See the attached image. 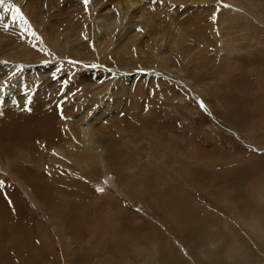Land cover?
<instances>
[{"label": "rangeland", "instance_id": "374dc122", "mask_svg": "<svg viewBox=\"0 0 264 264\" xmlns=\"http://www.w3.org/2000/svg\"><path fill=\"white\" fill-rule=\"evenodd\" d=\"M9 4L0 264H264V0Z\"/></svg>", "mask_w": 264, "mask_h": 264}, {"label": "bare ground", "instance_id": "6f19581e", "mask_svg": "<svg viewBox=\"0 0 264 264\" xmlns=\"http://www.w3.org/2000/svg\"><path fill=\"white\" fill-rule=\"evenodd\" d=\"M142 15H144V13L142 12L141 13V16L140 17H142ZM146 16V15H145ZM145 18V17H144ZM147 24H152V22H151V19H149V20H147ZM0 87H1V85H0ZM2 89V88H1ZM4 97H5V95H4ZM46 98H48L49 100H51L50 99V97H46ZM2 99V98H1ZM20 99V98H19ZM18 99V100H19ZM27 101L28 99H27V97L26 96H23V97H21V99H20V101L22 102V101ZM20 102V103H21ZM17 103H19L17 100L16 101H14L11 97H6V98H3L2 99V101H1V103H0V116H2L6 111H8V110H10V109H13V107L15 106V105H17ZM5 115V114H4ZM62 122L65 124V125H68L69 124V121L66 119L65 120V118L64 117H62ZM68 127V126H67ZM38 130H40V129H36L35 130V133H34V135H33V138L35 137V138H37L36 136H40V134L41 133H39L38 132ZM41 131V130H40ZM42 132V131H41ZM36 135V136H35ZM5 137H7L8 139H10V137H12L11 135H5ZM4 137V138H5ZM44 138L45 139H47V141L48 142H50V140H51V138L49 137V134L48 133H45V135H44ZM34 140V139H33ZM83 141L85 142V144L87 145V144H89V139L88 138H85V137H83ZM55 152H57V153H61V149H57V150H54ZM38 186H39V184H38ZM55 185H52V184H47L46 182L45 183H43V182H41V184H40V189H42L43 191H47V190H49V188H53ZM45 188V189H44ZM3 192V191H2ZM38 192V191H37ZM5 193H7V196L8 197H6L5 195H4V193H3V197H4V199H5V201L7 202V201H10V203L12 204V203H14L13 202V199L14 200H16V197H15V193L13 192V191H10V190H8V189H5ZM2 194V193H1ZM40 195V194H39ZM47 195V194H46ZM41 196V195H40ZM44 197V196H43ZM46 199H47V197H46ZM48 200L50 201V204L52 205V206H55V200H53V198H50V197H48ZM7 207V206H6ZM7 209H8V207H7ZM19 215V214H18ZM19 217V216H18ZM0 228H3V227H0ZM3 231V230H2ZM256 233H258V232H256ZM250 247V246H249ZM172 260V259H171ZM169 262V261H168ZM169 264H177L174 260H172L171 262H169Z\"/></svg>", "mask_w": 264, "mask_h": 264}, {"label": "snow or ice", "instance_id": "6c2138e0", "mask_svg": "<svg viewBox=\"0 0 264 264\" xmlns=\"http://www.w3.org/2000/svg\"><path fill=\"white\" fill-rule=\"evenodd\" d=\"M85 7H87L90 0H82ZM0 6L4 7L5 11H8L9 8L12 9V11L15 13L16 16H21V10L17 7H14L13 5H5V0H0ZM138 31H142L141 29H138ZM203 107V105H201Z\"/></svg>", "mask_w": 264, "mask_h": 264}]
</instances>
